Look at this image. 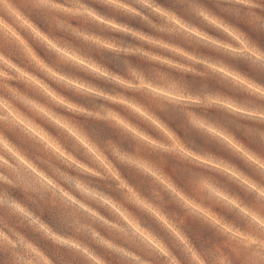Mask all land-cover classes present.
<instances>
[{"label": "clouds", "instance_id": "1", "mask_svg": "<svg viewBox=\"0 0 264 264\" xmlns=\"http://www.w3.org/2000/svg\"><path fill=\"white\" fill-rule=\"evenodd\" d=\"M0 264H264V0H0Z\"/></svg>", "mask_w": 264, "mask_h": 264}, {"label": "trees", "instance_id": "2", "mask_svg": "<svg viewBox=\"0 0 264 264\" xmlns=\"http://www.w3.org/2000/svg\"><path fill=\"white\" fill-rule=\"evenodd\" d=\"M138 26V25H137Z\"/></svg>", "mask_w": 264, "mask_h": 264}]
</instances>
